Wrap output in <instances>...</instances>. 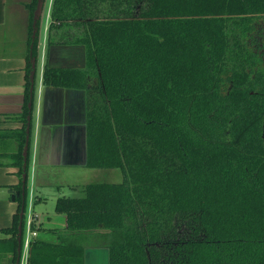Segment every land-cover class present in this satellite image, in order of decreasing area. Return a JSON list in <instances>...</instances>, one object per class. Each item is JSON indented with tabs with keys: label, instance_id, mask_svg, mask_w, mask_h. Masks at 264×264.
<instances>
[{
	"label": "trees",
	"instance_id": "16d2710c",
	"mask_svg": "<svg viewBox=\"0 0 264 264\" xmlns=\"http://www.w3.org/2000/svg\"><path fill=\"white\" fill-rule=\"evenodd\" d=\"M71 26L58 39L85 64H45L43 83L86 90L85 166L124 178L59 196L65 227L46 240L31 223L27 264H84L100 246L108 264H264V0H52L48 39ZM21 210L0 264H16Z\"/></svg>",
	"mask_w": 264,
	"mask_h": 264
},
{
	"label": "crops",
	"instance_id": "0c3cea01",
	"mask_svg": "<svg viewBox=\"0 0 264 264\" xmlns=\"http://www.w3.org/2000/svg\"><path fill=\"white\" fill-rule=\"evenodd\" d=\"M13 1L8 4V0H0V229L11 225L13 215L19 206L23 207L25 216L29 169L31 199L32 186L41 185L37 165L42 168L85 166L86 154V90L45 85L42 80L45 64L53 68L83 67L84 47L67 42L73 39H58L61 34H70L71 28L62 32L59 30L55 39H48L50 29L48 23L43 41L37 40L33 87L31 71L30 90L27 95L25 93L27 59L29 60L31 53L28 46L30 13L25 5L31 0ZM49 40L53 42L49 43ZM29 61L32 66V59ZM23 117H26V123ZM23 131L26 132V139L27 136L29 139L27 150L24 147L22 165L26 169L24 202L21 195L11 199L8 192L12 189L22 193L23 176L20 179V168L16 161L20 152L19 139ZM40 200L41 197L38 195L32 198L34 202ZM28 215L33 217L36 226L43 227L50 233H53L51 230L65 227L64 215L56 213L55 210L52 215L42 213L40 217L29 208L25 227ZM21 234L20 253L18 252L16 263L19 260L27 264L28 245L25 246L24 229ZM2 235L4 233L0 232V236ZM84 264H108L107 248L87 247L84 251Z\"/></svg>",
	"mask_w": 264,
	"mask_h": 264
},
{
	"label": "rangeland",
	"instance_id": "374dc122",
	"mask_svg": "<svg viewBox=\"0 0 264 264\" xmlns=\"http://www.w3.org/2000/svg\"><path fill=\"white\" fill-rule=\"evenodd\" d=\"M13 2V0H8V4ZM51 2L52 0H41V5L34 26L36 27L35 31H37V40L39 39L40 42H42L46 36V26L50 22L49 13ZM70 28L71 29L69 30H71V32L77 30V27L75 26H71ZM59 29L60 28L53 27L51 32H58ZM63 30L64 29L60 31L62 32ZM36 66L38 68V62L36 63ZM37 77L38 74L36 79ZM36 167L37 173L40 174L38 179L41 181V185L34 184V187L32 186L33 189L31 190V199H29V192L31 188V170L29 169L26 182L27 197L24 206L25 219L29 208L30 211H34V213L40 217V214L42 213L52 215V213H54L56 199L59 196L80 197L83 195V186L88 183L121 182L124 178L122 172L118 168H90L87 166H57L52 168H42L39 165ZM34 195L41 197L40 202L32 201ZM56 230L58 231V229ZM24 235L26 236L25 226ZM39 236L46 240H55L56 232L50 233L48 231L41 230L39 232Z\"/></svg>",
	"mask_w": 264,
	"mask_h": 264
},
{
	"label": "water",
	"instance_id": "95a60500",
	"mask_svg": "<svg viewBox=\"0 0 264 264\" xmlns=\"http://www.w3.org/2000/svg\"><path fill=\"white\" fill-rule=\"evenodd\" d=\"M40 5H41V0H37L36 8H35L34 15H33V27L35 26V22H36V19H37V15H38V12H39ZM34 33H35V30L33 29L32 39L34 37ZM34 73H35V64H34V58H32V77H31V85H32V87H33ZM28 140L29 139H28V136H27L25 150H27ZM25 157H26V154H25ZM85 162H86V154H85ZM25 178H26V173H24V175H23V185H22V193L21 194L19 193V191H14L12 189L8 190V192L11 194V199H15V197H19L21 195L22 196V200L24 202V197H25ZM22 216H23V207H22V210L20 212V217L22 218ZM21 232L22 231H21V223H20V227H19V246H18V252L19 253H20Z\"/></svg>",
	"mask_w": 264,
	"mask_h": 264
},
{
	"label": "built area",
	"instance_id": "2783aa9c",
	"mask_svg": "<svg viewBox=\"0 0 264 264\" xmlns=\"http://www.w3.org/2000/svg\"><path fill=\"white\" fill-rule=\"evenodd\" d=\"M31 223H33V217L31 215H28V218L26 220V237H25V246L29 244V240L32 236H35L36 232L31 229ZM16 264H25L22 261H19Z\"/></svg>",
	"mask_w": 264,
	"mask_h": 264
}]
</instances>
